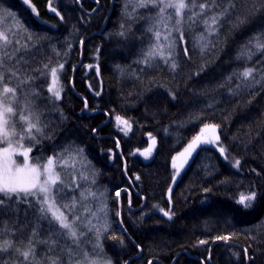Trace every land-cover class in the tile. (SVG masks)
<instances>
[{"label":"trees","instance_id":"obj_1","mask_svg":"<svg viewBox=\"0 0 264 264\" xmlns=\"http://www.w3.org/2000/svg\"><path fill=\"white\" fill-rule=\"evenodd\" d=\"M30 3L36 13L24 0H0V9L15 17L0 15V30L15 33L6 49L15 55L4 62L5 82L19 85L9 126L18 134L26 128L20 116L29 115L25 98L35 89L38 95L28 98L50 138L37 144L21 142L17 135L12 141L24 148L32 144L30 156L42 157L41 163L54 154L72 163L76 180L72 187L58 185L65 195L60 203L76 201L71 215L80 217L76 225L85 235L79 247L57 240L48 220H38V213L20 204L18 211L0 216V227H9L0 241L9 239L13 245L0 252V264H52L57 259L70 264L84 253L91 258L100 253L109 264H264V83L245 82L250 86L238 88L242 78L235 75L246 67L254 69L257 79L264 73V53L253 46L264 37V0H232L230 14L210 36L203 17L195 24L185 19L170 37L175 71L171 60L165 63L159 56L150 64L140 62L157 42L155 31L165 43L163 36L175 23V17L166 19L173 9L162 18L158 7H140L141 0H51L55 11L49 0ZM223 7L228 0L213 11ZM16 19L26 31L16 27ZM202 33L208 41L203 52L197 44ZM162 50L168 56L169 49ZM59 64L64 65L63 92L55 100L47 89L50 68ZM17 69L19 79L10 75ZM28 75L34 81L22 84ZM117 116L131 123L129 134L115 128ZM205 124L218 125L225 155L216 147H198L168 198L171 160ZM148 135L156 139V149L143 163L133 153L146 145ZM237 159L241 163L235 168ZM252 192L251 208L237 203L241 193ZM101 201L107 216H91ZM89 220L96 225L92 231L82 227ZM221 236L229 239H217ZM29 239L35 259L25 261L15 248H28ZM69 248L74 249L71 255Z\"/></svg>","mask_w":264,"mask_h":264},{"label":"snow or ice","instance_id":"obj_2","mask_svg":"<svg viewBox=\"0 0 264 264\" xmlns=\"http://www.w3.org/2000/svg\"><path fill=\"white\" fill-rule=\"evenodd\" d=\"M223 0H141L139 4L140 7H158V15L162 18L166 10L173 9L172 13H168L166 19L171 20L175 17V23L173 28H169L166 34L163 36V40L165 43L161 44V32L155 31L154 36L156 38V44L145 54V59L140 61L142 63L150 64L152 58L155 56H159L161 59L168 63L171 60L170 67L173 71L177 68V63L175 59L172 57V51L175 49V41L170 39L171 33L173 30L180 31V26L184 22L185 19L192 21V23H197L199 18L203 17V24L205 25V32L207 35H212L216 31V26H218L222 17H226L230 14V9L234 7L232 4V0H228V7H223L219 12L213 11L221 4ZM24 3L32 8L34 13L37 12L36 8L30 3V0H24ZM50 10L55 11V8L51 4V0H49ZM199 8V11H195L196 8ZM206 13H211V15H206ZM59 15V12L56 13ZM0 15H6L15 19L14 14L8 12L6 9H0ZM16 27L21 31H26L24 26L20 23L18 19H16ZM152 31V29H149ZM15 33L9 28L6 31L0 30V137L3 139L0 140V143L7 141L6 147H0V216H3L7 212L18 211V205L27 204L30 209H33L36 213H38V220H48L49 231L53 233V236L57 238V240H71L76 247H79L81 242V238L85 235L84 232L80 231L76 227L77 221L80 220V217H73L71 214L75 210L76 201L73 200L71 204L64 203L61 204L60 201L65 199V195L63 194V188L58 187V185L62 184L60 180L59 172L57 171L58 166H64L67 161L64 156L59 154H54L47 158L46 163H41L42 157H38L32 159L30 157V153L32 152V144H29L27 148H24L23 143H21V148H24L23 151H17L12 143L11 137H15L19 135V140L22 142L25 139L30 141H34L37 144L40 142L42 137H47V134L44 132V128L46 125L42 124L41 114L40 112L33 108L32 105L34 103L33 100L29 99L28 96H36L38 93L33 89L28 96L25 98V107L29 111L28 116L21 115L20 120L25 121L26 128L23 129L21 133H17L15 131V126L11 129L8 128L9 119L8 117L16 114L15 108L12 106V103L6 104L4 99L11 94V98L13 103L18 99L17 92L19 85L17 87L9 86L10 80L6 83V71H5V60H11L15 53H9L6 51L9 45L13 43L11 39ZM31 39V36H29ZM181 39H183V34H181ZM204 41V43H201ZM18 43V41H17ZM197 44L200 45L201 52H203L207 46L208 41L207 37L202 33L197 38ZM255 49L259 52L264 53V37H260L256 39L255 45H253ZM163 48L169 49L168 56L164 55ZM20 49H16L15 51H19ZM188 54V50L185 49V55ZM246 55L251 57L252 53L248 52ZM44 70L49 69V65L45 64L43 66ZM64 65L59 64L58 67L50 68V75L52 79V84L49 85L47 91L51 93L56 100L61 99V91L59 89H55L54 86L58 83V72L63 70ZM36 71H41L37 69ZM17 70H10V75L17 77ZM99 72V69H97ZM45 72L41 71V75H44ZM238 78H242L238 88L240 87H248L250 86V82L254 83H264V73L259 74V79H257L256 75H254V69L251 67H246L245 70L241 73L235 74ZM34 77L28 75L24 80L21 81L22 84H27L29 81H34ZM99 95V93H97ZM87 106V105H86ZM116 121L118 126L123 124L126 128L130 129L131 125L126 120H122L121 117L117 116ZM218 125L213 124H205L200 132L192 139V141L185 148L184 152L180 153L181 157H186L191 155V153L196 149L199 144H211L213 146H217L220 154L222 156L225 155V149L223 146L219 145L220 137L217 135ZM123 130V129H122ZM27 133V136L24 133ZM125 135H127V131H125ZM155 145V140H152V146ZM152 148L145 150L141 153V155L145 156L147 159L151 155ZM22 156L23 161L17 162L14 159L15 156ZM177 157H173V168L176 169V175L179 174V167L176 164ZM240 160H235L233 163V167L238 168L240 166ZM183 165H181L182 167ZM139 179V177H137ZM176 176H173V181L175 182ZM171 192V189H169ZM88 196H93L96 199L95 193H88ZM120 193L117 192V196ZM83 198H87L83 193H81ZM256 199V193L252 192L250 194L241 193L238 204L243 205L245 209L251 208L253 206V202ZM101 206L96 211H91V216L96 217L98 212H103L105 216H107L106 205L103 201L100 202ZM38 205V207H37ZM163 214L171 219L172 216L170 211H165L161 209ZM119 215V213H117ZM49 216L51 219L49 220ZM55 221L59 228L64 231H58L53 224ZM90 225V226H89ZM24 227H27L25 225ZM82 227H87L88 231H92L96 228V225L91 223V220L88 221L87 224L82 225ZM104 231H108L109 225L105 220L103 225ZM9 231L8 224H4L3 227H0V236H3L5 233ZM22 231V230H21ZM97 238H99L100 232L97 229ZM33 235H36L33 232ZM217 239H223L227 241L229 239L228 236L217 237ZM46 243V241H45ZM55 241L53 242V249L55 247ZM201 244L205 243V241H200ZM12 241L9 239H4L0 241V252H7L12 248ZM65 247H68L67 245ZM97 247L99 245L97 244ZM17 252H20V249H16ZM74 249L69 248V255L72 254ZM25 261H28L29 256H33L35 259V248L32 246V241L29 239L28 241V249L26 251L21 252ZM87 253H84L85 259H87ZM51 260V257H49ZM39 264V261L36 262ZM52 264H62V261L59 259L52 260ZM79 264V262H78ZM90 264H95L94 261L90 262Z\"/></svg>","mask_w":264,"mask_h":264},{"label":"rangeland","instance_id":"obj_3","mask_svg":"<svg viewBox=\"0 0 264 264\" xmlns=\"http://www.w3.org/2000/svg\"><path fill=\"white\" fill-rule=\"evenodd\" d=\"M61 73H62V70L58 72V83L54 86L55 89H59L61 91V98H62V92H63V89H62V83H61ZM52 84V79H51V75H50V79H49V83H48V87L49 85ZM50 95L55 99V97L50 93ZM56 100V99H55ZM4 102L6 104L8 103H12V98H11V94L8 95V97H6L4 99ZM12 117L9 116L8 119L10 121V118ZM122 119V118H121ZM122 120H125V119H122ZM127 121V120H126ZM113 123H114V126L115 128L118 130L119 133H121L122 135H125V131H127V134H129V132L131 131L132 129V125L130 122H128L130 125H131V128L128 129L126 128L123 124L119 125L117 124V121H116V117L113 119ZM203 127V126H202ZM201 127V128H202ZM8 128L10 129V126L8 124ZM200 128V129H201ZM123 129V130H122ZM200 132V130L196 133V135ZM195 135V136H196ZM194 136V137H195ZM193 137V138H194ZM192 138V139H193ZM0 139L2 140L3 138L0 137ZM11 139V143L13 145V147L17 150V151H23L24 148H21L20 145H17L15 144L13 141H12V137L10 138ZM155 140V145L152 146V140ZM192 139L178 152L174 155V157H177V160H176V164L177 166L179 167V174L176 175V169L173 168V158L171 160V167H172V171H173V176L175 175L176 176V179H175V182L173 181V176H172V182H171V185L169 187V189H173V187L175 186L176 182L179 180V178L181 177L183 171L185 170L186 166L188 165V163L190 162L191 158L193 157L195 151L197 150L198 147L200 146H211V147H216L218 148L217 146H213L211 144H199L196 149L191 153V155L187 156L186 157V160H185V157H181L180 156V153L184 152L185 148L188 146V144L192 141ZM5 142V145L4 147L7 146V141H4ZM149 147L152 148V151H151V155L146 159L145 156L141 155L142 152H144L145 150L149 149ZM155 149H156V139L150 135L147 136V143L146 145L141 148V149H137L134 151V155L138 156L140 158V160L143 162V163H147L149 162L152 158H153V155H154V152H155ZM30 155V154H29ZM31 157V156H30ZM14 159L17 160V162H22L23 161V157L22 156H15ZM47 161V160H46ZM45 162H42V163H46ZM72 164V163H71ZM69 162H67L64 166H58L57 167V171L59 172V176H60V180L62 181L63 184L69 186V187H72L74 185V182L76 180L75 178V175L74 173L71 172V165ZM181 165H183L181 167ZM168 189V192H167V196L168 198H170V191ZM77 227V225H76ZM82 240V239H81ZM83 241V240H82ZM13 249V247H12ZM17 249V248H15ZM28 248H20V251L23 252V251H26ZM32 258V256H29V259L30 260ZM94 261L95 264H109L106 260H104V258L102 257V255L100 253H96L95 256L93 258H91V256H87V259H85V256L77 261H73L72 263L70 264H90V262Z\"/></svg>","mask_w":264,"mask_h":264},{"label":"bare ground","instance_id":"obj_4","mask_svg":"<svg viewBox=\"0 0 264 264\" xmlns=\"http://www.w3.org/2000/svg\"><path fill=\"white\" fill-rule=\"evenodd\" d=\"M139 256H140V254H139Z\"/></svg>","mask_w":264,"mask_h":264}]
</instances>
